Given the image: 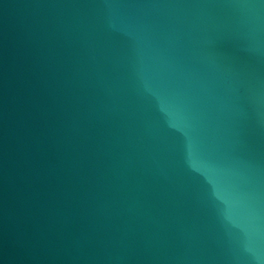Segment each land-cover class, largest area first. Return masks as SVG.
Segmentation results:
<instances>
[{
	"label": "water",
	"instance_id": "95a60500",
	"mask_svg": "<svg viewBox=\"0 0 264 264\" xmlns=\"http://www.w3.org/2000/svg\"><path fill=\"white\" fill-rule=\"evenodd\" d=\"M0 264H264V0H0Z\"/></svg>",
	"mask_w": 264,
	"mask_h": 264
}]
</instances>
